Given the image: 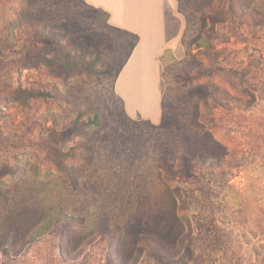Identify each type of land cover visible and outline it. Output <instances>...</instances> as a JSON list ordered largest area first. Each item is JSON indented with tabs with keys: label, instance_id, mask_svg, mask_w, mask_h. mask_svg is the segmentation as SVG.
<instances>
[{
	"label": "rangeland",
	"instance_id": "374dc122",
	"mask_svg": "<svg viewBox=\"0 0 264 264\" xmlns=\"http://www.w3.org/2000/svg\"><path fill=\"white\" fill-rule=\"evenodd\" d=\"M177 1L190 55L167 54L154 126L114 93L133 39L104 13L0 0V264H264V0ZM66 54L112 73L29 61Z\"/></svg>",
	"mask_w": 264,
	"mask_h": 264
},
{
	"label": "crops",
	"instance_id": "0c3cea01",
	"mask_svg": "<svg viewBox=\"0 0 264 264\" xmlns=\"http://www.w3.org/2000/svg\"><path fill=\"white\" fill-rule=\"evenodd\" d=\"M82 1L106 13L109 26L126 36L138 37L113 89L129 119L158 126L163 120V65L167 53L179 61L185 57L182 39L187 22L178 1Z\"/></svg>",
	"mask_w": 264,
	"mask_h": 264
},
{
	"label": "trees",
	"instance_id": "16d2710c",
	"mask_svg": "<svg viewBox=\"0 0 264 264\" xmlns=\"http://www.w3.org/2000/svg\"><path fill=\"white\" fill-rule=\"evenodd\" d=\"M92 9H94V8H92ZM94 10L101 11V10H98V9H94ZM102 13H104V12H102ZM104 15L106 17L108 16L106 13H104ZM108 27L111 30L115 31V32H118V33H122L123 34V32L121 30H119V29L113 28V27H111L109 25H108ZM59 37H64L63 32L59 31ZM131 38L133 39V42H132L131 49H130V52H129L127 58L129 57L132 49L135 47V45L138 42V37L137 36L132 35ZM184 38H185V33L183 35L182 45H183V47L185 49V57H187V56L190 55V52L184 46ZM61 41H63V40L59 38V51L60 52L66 50V47H68L69 44H70L69 42L62 43ZM71 57H73V56H71V55L69 56L68 54H66V58H63V57L59 56V58H57V57H51V58H49L47 60H42V61L39 60V59H37V58H30L29 61H30L31 65L34 68L38 67L40 64H44L45 66L51 67L52 69H59V75H63L65 73V71H71V70L77 69V68H79V69L86 68L87 70H91V71H94L96 73H103V74H106V75H111V73H112V69L111 68H107L105 70H99L96 67V62L99 61V56H97L94 59V63L93 64H90L88 66H86L82 61L80 63H77L75 60L72 61L71 60ZM127 58L125 59V61L123 62V64H121L118 67V69L116 70V73L114 75V82L117 79V76H118L119 72L122 70L124 64L126 63ZM113 88H114V85H113ZM42 95H43L42 92H26V93H22L21 95H19L17 97V100L21 104H25L27 100L33 99V98H37V97H41ZM162 107H164L163 104H162ZM96 119H97V117H96ZM96 119H95V121L94 120L93 121L90 120L91 124L97 125ZM87 127H88V124H87ZM82 128H83V125L82 124H78V122L75 121L73 123V125L69 129H67L66 131L59 132V137L63 141L68 140V139H70V137L74 133L81 131ZM181 158H182V161L184 163L187 162L188 157H187L186 154H183ZM160 168L163 169V170H165L167 173H169L172 176H175L176 177L178 175V172L175 170L174 165L171 162H169L168 160H166V159L161 160V162H160ZM59 169L66 175V177L72 183H75V178H73L74 175L71 173L70 168L66 164H64L63 162H59ZM0 177H1V173H0Z\"/></svg>",
	"mask_w": 264,
	"mask_h": 264
}]
</instances>
